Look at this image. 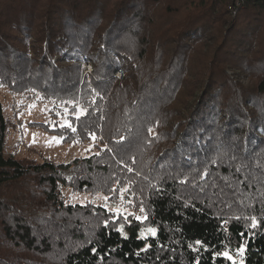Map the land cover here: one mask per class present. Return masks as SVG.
<instances>
[{"label": "trees", "instance_id": "1", "mask_svg": "<svg viewBox=\"0 0 264 264\" xmlns=\"http://www.w3.org/2000/svg\"><path fill=\"white\" fill-rule=\"evenodd\" d=\"M0 88L97 147L6 153L0 102V264H264V0H0Z\"/></svg>", "mask_w": 264, "mask_h": 264}, {"label": "rangeland", "instance_id": "2", "mask_svg": "<svg viewBox=\"0 0 264 264\" xmlns=\"http://www.w3.org/2000/svg\"><path fill=\"white\" fill-rule=\"evenodd\" d=\"M0 102L10 125L5 148L6 153H11L17 158H32L38 161L49 158L55 162H65L97 151L94 138L80 143H64L57 135L34 125L33 122L37 121L47 122L51 127H54L55 121L58 125L66 122V117L62 112L57 110L56 116L51 113L52 102L41 99L39 93L26 98L0 88ZM70 176V173L66 174L67 178ZM61 194L67 202L81 204L91 202L113 212L121 210L120 206L102 193L74 192L70 187L63 186ZM125 212L129 213V210L126 209ZM133 214L136 218L142 217L138 210H135Z\"/></svg>", "mask_w": 264, "mask_h": 264}, {"label": "built area", "instance_id": "3", "mask_svg": "<svg viewBox=\"0 0 264 264\" xmlns=\"http://www.w3.org/2000/svg\"><path fill=\"white\" fill-rule=\"evenodd\" d=\"M239 1V0H238ZM235 12V10H234ZM82 67L84 69V73H90L92 71V66L89 62H83L82 63ZM115 76L120 79L124 76V71L122 68H119L117 71H116V74Z\"/></svg>", "mask_w": 264, "mask_h": 264}, {"label": "snow or ice", "instance_id": "4", "mask_svg": "<svg viewBox=\"0 0 264 264\" xmlns=\"http://www.w3.org/2000/svg\"><path fill=\"white\" fill-rule=\"evenodd\" d=\"M137 219H139V217ZM150 231H154V230H150ZM197 243H199V242H197ZM225 255H227V254H225Z\"/></svg>", "mask_w": 264, "mask_h": 264}]
</instances>
